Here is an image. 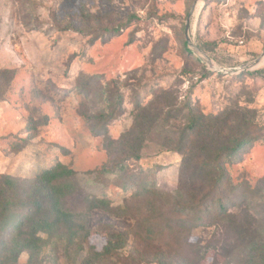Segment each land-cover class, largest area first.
<instances>
[{
	"label": "rangeland",
	"instance_id": "1",
	"mask_svg": "<svg viewBox=\"0 0 264 264\" xmlns=\"http://www.w3.org/2000/svg\"><path fill=\"white\" fill-rule=\"evenodd\" d=\"M197 1L0 0V194L52 165L71 175L63 226L1 264L245 263L248 235L216 213L196 222L182 204L206 190L210 150L248 130L259 138L225 167L256 195L228 213L264 237V64L221 74L200 62L184 36ZM203 4L190 35L205 58L236 68L261 57L264 0ZM138 134L139 158L123 159ZM104 145L127 150L110 176Z\"/></svg>",
	"mask_w": 264,
	"mask_h": 264
},
{
	"label": "trees",
	"instance_id": "2",
	"mask_svg": "<svg viewBox=\"0 0 264 264\" xmlns=\"http://www.w3.org/2000/svg\"><path fill=\"white\" fill-rule=\"evenodd\" d=\"M81 90V94L87 92L85 86L80 89V91ZM109 107L112 109V112L108 114V117L116 116L118 113H115L114 108H111V106ZM103 112L104 110L90 119L97 120L98 122L101 121L104 117ZM122 112L123 111L120 109V114ZM188 128H190V131H193L196 127L190 124ZM245 131H239V134L232 138L231 141L228 139L227 143H223L210 150V155L212 156L206 162L208 168V173L205 177L206 190L202 188H190L185 194L187 198L182 206L183 209L194 211L196 222L202 221L203 213H211V217L213 213H216L218 216H223L228 224L236 228L238 234L243 233L248 235L247 238L241 239L242 242H244V249L246 252V261L244 264H264L263 235L257 232L253 233L249 231L250 228H248V226L239 225L235 220L229 219L230 217L232 218V216L228 213V211L238 207L241 203L246 204L250 196L256 195L253 189H249L250 187L246 182L233 183L225 167L226 163H229L230 159L233 158L237 152L241 151L244 146L259 138V136L254 135L252 132L250 133L248 130ZM95 134L100 136L98 133ZM132 137L134 138L130 137L131 140L134 142L137 141L139 144V146L137 144L138 149L137 146L135 149L129 147L128 151H130L131 154L127 153L123 159L139 158V154L136 150H140V143L143 142L145 138L141 137V134ZM120 141L121 139L110 140L109 144L112 145ZM126 142H128V139ZM103 148L106 152L107 160L101 166L102 169L100 173L110 176L115 173V170L111 167L108 168L107 163L114 160L116 153L122 156L127 150H119L113 154L110 152L109 147L104 145ZM207 150L208 149H205L206 152ZM122 168L123 166H120L119 170ZM70 176L69 171L64 165H52L43 169V171L36 176L26 179V185L21 192L0 194V233L11 228V230H9V240L7 242L0 240V258L3 257L1 255L3 251H12L16 253L17 246L28 249L30 247L34 248L37 246L38 242L43 240V237L48 236L49 231L54 227L59 225L63 226L64 221L67 219L66 213L63 210V200L65 198V190ZM62 178H67L66 183L63 184ZM182 181L183 175L180 177V188H183V183L185 182L181 184ZM144 190L150 191V189L147 188H144ZM100 205L106 207L104 203H100ZM208 205H211L212 209H205ZM254 205H256V203H254ZM94 208H98V206L95 205ZM177 211L179 213L184 212V210L180 209ZM123 241L124 239L119 241V243H121L120 245L124 244ZM7 255L10 256L9 254ZM15 256L16 255L13 257ZM3 258L5 259L7 257ZM2 262L0 261V264ZM158 264H171V262L161 259L158 261Z\"/></svg>",
	"mask_w": 264,
	"mask_h": 264
},
{
	"label": "water",
	"instance_id": "3",
	"mask_svg": "<svg viewBox=\"0 0 264 264\" xmlns=\"http://www.w3.org/2000/svg\"><path fill=\"white\" fill-rule=\"evenodd\" d=\"M202 2V6L203 7V3L206 2L207 0H199ZM195 6L196 3H194L188 13L186 22H185V26H184V36H185V42L189 48V50L198 58V60L200 62H202L203 64H206L212 71L217 72V73H221V74H237L246 70H249L251 68H253L254 66L260 64L262 57L264 56V50L262 52V55L260 58L256 59L255 61L243 65L241 67H236V68H222V67H218L214 64L211 63V61L208 58H205L204 54L202 53V51L193 43L192 39H191V35H190V20L194 14L195 11Z\"/></svg>",
	"mask_w": 264,
	"mask_h": 264
},
{
	"label": "bare ground",
	"instance_id": "4",
	"mask_svg": "<svg viewBox=\"0 0 264 264\" xmlns=\"http://www.w3.org/2000/svg\"><path fill=\"white\" fill-rule=\"evenodd\" d=\"M201 6H202V2L201 1H197L196 6H195L194 15H193L194 16V21H196V18L198 16L199 12H200ZM193 25H194V23H193ZM261 64H264V58H262Z\"/></svg>",
	"mask_w": 264,
	"mask_h": 264
}]
</instances>
